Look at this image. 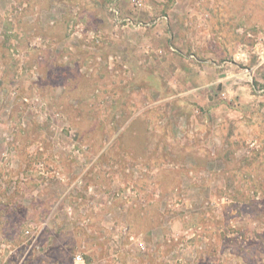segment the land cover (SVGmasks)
<instances>
[{
	"label": "rangeland",
	"instance_id": "obj_1",
	"mask_svg": "<svg viewBox=\"0 0 264 264\" xmlns=\"http://www.w3.org/2000/svg\"><path fill=\"white\" fill-rule=\"evenodd\" d=\"M78 254L264 264V0H0V264Z\"/></svg>",
	"mask_w": 264,
	"mask_h": 264
},
{
	"label": "built area",
	"instance_id": "obj_2",
	"mask_svg": "<svg viewBox=\"0 0 264 264\" xmlns=\"http://www.w3.org/2000/svg\"><path fill=\"white\" fill-rule=\"evenodd\" d=\"M84 264L82 255L78 254L74 257L73 262L71 264Z\"/></svg>",
	"mask_w": 264,
	"mask_h": 264
}]
</instances>
